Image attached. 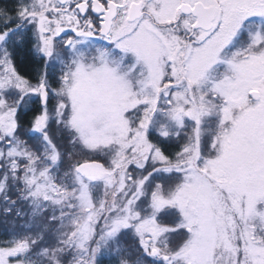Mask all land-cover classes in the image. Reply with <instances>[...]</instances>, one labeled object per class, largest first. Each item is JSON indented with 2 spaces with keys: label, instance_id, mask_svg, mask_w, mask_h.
Segmentation results:
<instances>
[{
  "label": "snow or ice",
  "instance_id": "6c2138e0",
  "mask_svg": "<svg viewBox=\"0 0 264 264\" xmlns=\"http://www.w3.org/2000/svg\"><path fill=\"white\" fill-rule=\"evenodd\" d=\"M0 264H264V0H0Z\"/></svg>",
  "mask_w": 264,
  "mask_h": 264
}]
</instances>
